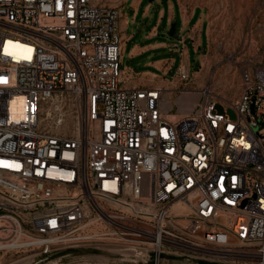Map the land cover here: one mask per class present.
<instances>
[{"label":"built area","instance_id":"obj_1","mask_svg":"<svg viewBox=\"0 0 264 264\" xmlns=\"http://www.w3.org/2000/svg\"><path fill=\"white\" fill-rule=\"evenodd\" d=\"M119 1L0 0V264H264V62L126 87Z\"/></svg>","mask_w":264,"mask_h":264},{"label":"rangeland","instance_id":"obj_2","mask_svg":"<svg viewBox=\"0 0 264 264\" xmlns=\"http://www.w3.org/2000/svg\"><path fill=\"white\" fill-rule=\"evenodd\" d=\"M170 1L176 2V0H153L154 9L151 17L156 15L160 6L167 8ZM192 2L205 9L209 40L207 47L204 40L198 53H195L192 45L187 43L191 54L190 69L194 72L202 68L199 75L202 84L211 83L221 96L233 99L240 92L238 70L264 62V0H192ZM175 22L177 30L174 37H169L168 31H163V28L167 27L164 23L161 27V39L166 40L171 46L177 44L182 48V44L178 42L180 39L178 14ZM166 54L174 57L178 66L181 61L179 52L168 51ZM173 73L174 71L168 77ZM217 110L223 112L224 107L218 105ZM227 113L231 118L236 116L232 108H229ZM104 249L116 250L109 246ZM32 253H25L22 256L28 257ZM34 255L26 261V264H107V256L111 254L104 250L79 249L37 252ZM167 260L166 264H229L172 257H167Z\"/></svg>","mask_w":264,"mask_h":264},{"label":"crops","instance_id":"obj_3","mask_svg":"<svg viewBox=\"0 0 264 264\" xmlns=\"http://www.w3.org/2000/svg\"><path fill=\"white\" fill-rule=\"evenodd\" d=\"M152 2L120 0L116 4L120 10V32L123 38L124 86L129 88L169 87L170 80L176 76L180 66L191 68L187 43L192 45L195 53L201 50L204 40L208 46V18L203 7L193 4L192 0L170 1L167 8L160 6L156 15L151 17L154 9ZM177 14L180 22L178 42L182 48L177 44L171 46L161 39V27L165 23L167 27L163 31L169 32L171 25L176 23ZM168 51L181 55L178 66L175 58L166 54ZM173 71V75L168 77Z\"/></svg>","mask_w":264,"mask_h":264},{"label":"bare ground","instance_id":"obj_4","mask_svg":"<svg viewBox=\"0 0 264 264\" xmlns=\"http://www.w3.org/2000/svg\"><path fill=\"white\" fill-rule=\"evenodd\" d=\"M207 59V58H206ZM195 101H196V98H194V97H192V98H188V99H186L185 101H184V105L182 106L183 107V109H189V108H191L193 105H194V103H195ZM171 118H175L173 115H172V117ZM116 249V248H115ZM29 259V257H25V258H23V259H21L18 263H16V264H26L27 262V260ZM103 259V258H102ZM105 259V258H104ZM104 263H106V262H104Z\"/></svg>","mask_w":264,"mask_h":264},{"label":"water","instance_id":"obj_5","mask_svg":"<svg viewBox=\"0 0 264 264\" xmlns=\"http://www.w3.org/2000/svg\"><path fill=\"white\" fill-rule=\"evenodd\" d=\"M175 31H176V23H173V24L171 25V28H170L169 32H168V35H169L171 38L174 37V35H175Z\"/></svg>","mask_w":264,"mask_h":264}]
</instances>
